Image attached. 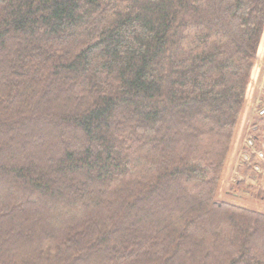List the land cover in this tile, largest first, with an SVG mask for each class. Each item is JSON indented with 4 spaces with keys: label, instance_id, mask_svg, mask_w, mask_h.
Masks as SVG:
<instances>
[{
    "label": "trees",
    "instance_id": "obj_1",
    "mask_svg": "<svg viewBox=\"0 0 264 264\" xmlns=\"http://www.w3.org/2000/svg\"><path fill=\"white\" fill-rule=\"evenodd\" d=\"M263 34L264 0H0V264H264L218 193Z\"/></svg>",
    "mask_w": 264,
    "mask_h": 264
},
{
    "label": "built area",
    "instance_id": "obj_2",
    "mask_svg": "<svg viewBox=\"0 0 264 264\" xmlns=\"http://www.w3.org/2000/svg\"><path fill=\"white\" fill-rule=\"evenodd\" d=\"M251 111L243 110L237 125L239 141L237 164L242 167L247 185L264 188V63L256 60L245 98ZM245 105V103H244ZM235 132V133H236ZM251 175V176H249Z\"/></svg>",
    "mask_w": 264,
    "mask_h": 264
},
{
    "label": "rangeland",
    "instance_id": "obj_3",
    "mask_svg": "<svg viewBox=\"0 0 264 264\" xmlns=\"http://www.w3.org/2000/svg\"><path fill=\"white\" fill-rule=\"evenodd\" d=\"M262 46V50L258 51L257 54V61L258 63H264V50H263ZM251 100L246 99L245 105H244V112L246 115V110L249 109L251 111V109L253 108V106L251 107ZM239 141L237 138V132L235 133V136L232 140V146L231 149L228 153L225 165H224V169H223V173H222V177H221V181H220V185H219V198H224L226 197L227 199L237 202L239 204H243L244 206H248L251 208H255V209H260L261 211H264V198L258 197L256 195V193L251 190H245L243 191L242 188L239 187H232L235 186L236 183L239 180H242L245 182L244 179H247L246 175H244L243 171H242V167L238 166L237 164V156H238V147H239ZM251 176V175H249ZM246 183V182H245ZM251 186L257 187L256 185H252ZM232 189V191H231ZM233 191H235L236 193H238L237 195H234ZM230 192V193H228Z\"/></svg>",
    "mask_w": 264,
    "mask_h": 264
},
{
    "label": "crops",
    "instance_id": "obj_4",
    "mask_svg": "<svg viewBox=\"0 0 264 264\" xmlns=\"http://www.w3.org/2000/svg\"><path fill=\"white\" fill-rule=\"evenodd\" d=\"M262 46H264V34H263V38H262V41H261V45L259 47V51L262 50ZM263 50H264V47H263Z\"/></svg>",
    "mask_w": 264,
    "mask_h": 264
}]
</instances>
